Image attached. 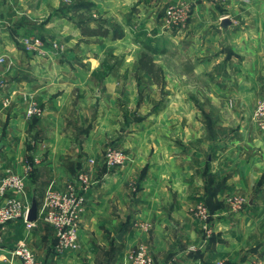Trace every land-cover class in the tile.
<instances>
[{
    "label": "crops",
    "instance_id": "crops-1",
    "mask_svg": "<svg viewBox=\"0 0 264 264\" xmlns=\"http://www.w3.org/2000/svg\"><path fill=\"white\" fill-rule=\"evenodd\" d=\"M57 1L50 0V6H57ZM89 1L103 11L115 10L117 21L125 10L135 11L137 17L133 12L131 18H143L147 26L154 24L153 13L142 17L137 12L158 7L154 6L158 0ZM193 8L188 28L177 34L163 31L164 41L174 48L176 40L181 43V79L192 77L213 95L211 105L232 106V112L214 116L211 135L205 138L204 119L193 101L187 96L170 97L166 109L174 106V112L164 114L162 120L168 129L161 135L149 127L132 133L136 137L133 144L139 148L133 164L116 168L114 173L105 169L98 184L88 191L85 212L80 216L77 253H54L53 231L48 225L49 229L44 227L38 204L32 228L27 229L21 219L0 228V264H21L9 256L17 241L25 242L41 264H126L139 242L148 245L159 264H264V226L250 225L253 219L264 217V132L256 128L252 117L256 94L264 93V0H202ZM223 17L231 22L224 33L216 27ZM156 20L159 25L160 18ZM44 68L30 66L25 73L27 81L9 82L4 90L12 103L0 110L1 157L5 163L0 167L19 176L29 165L9 163H19L28 107L23 97L32 94L44 107L43 122L51 123L58 120L63 102L64 96L49 97L57 87L42 79ZM52 70L50 66L49 75ZM164 76L170 87H175L172 72L166 71ZM49 127L38 144L47 150V165L33 166L53 176L52 171L59 169L50 164L57 152L54 140L58 134L53 124ZM204 158L207 165H203ZM204 167L209 180L200 177ZM138 173L142 177L140 189L131 197L126 182ZM208 190L210 200L221 204L214 211L209 242L201 238L191 214L193 205L208 197ZM230 196L243 197L245 205L231 211L227 203ZM21 197L26 211L30 203L25 191ZM245 249L257 252L245 254ZM201 253L204 257L198 258Z\"/></svg>",
    "mask_w": 264,
    "mask_h": 264
},
{
    "label": "rangeland",
    "instance_id": "rangeland-1",
    "mask_svg": "<svg viewBox=\"0 0 264 264\" xmlns=\"http://www.w3.org/2000/svg\"><path fill=\"white\" fill-rule=\"evenodd\" d=\"M61 1L71 2V0H58L57 6L51 7L50 0H0V94L9 82L27 81L25 73L30 66L45 67V75L42 79L49 84L56 83L57 88L49 97L57 95L64 97L60 104V112H57L58 120L53 123L43 122L44 107L34 99L32 94L23 97L22 100L26 99L28 107L31 103H35L38 110L27 114L26 109V128L18 153L19 163H9V165H29L20 176L25 183L23 191L26 192L28 204L32 193H35L42 211L48 191H62L71 182L75 183L79 189L76 177L81 171H85L88 186L84 192H79L83 197L81 216L85 212L88 191L94 184H98L105 169L109 170V173H114L116 168L133 164L132 160L139 149H136V145L133 144L136 138L135 132L141 129L146 131L150 128L151 132L161 135L163 129H168V123L162 120L164 114L174 112V106H170V112L166 109L170 97L187 96L193 101L195 108L199 110L204 119L205 138L211 135L210 126L213 117L232 112L230 110L233 108L232 106L215 107L211 105L209 98L213 95L209 90L202 87L192 77L182 80L179 74L181 43L176 40L174 48L164 41L163 31L177 34L188 28L193 7L202 0L193 1L181 25L167 23L164 13L168 5L183 0L172 2L158 0L154 4L158 7L152 10L143 8L137 12L142 17L153 13L155 21L149 26L141 20L143 18L133 20L132 13L134 12L135 17L137 16L132 10H125L123 18H119L118 22L115 18V10L103 11L90 1L92 3L89 12L91 25H109L116 22L122 27L124 36L115 40L110 37L79 35L73 25L75 20L68 19L63 10L58 9ZM203 1L220 3L223 0ZM156 18L161 20L159 25ZM243 28L248 29L245 26ZM181 48L184 50V47ZM141 51L152 54L156 63L160 65L164 78L161 87H156L150 77L137 68L136 59ZM50 66L53 67L51 76L48 74ZM10 69H13V72L10 73ZM166 71L172 72V81L176 82L175 87L171 88L168 84L164 76ZM262 94L264 93L258 92L255 100ZM5 95L9 102L6 106L0 103V110L9 107L12 103L10 96ZM178 108L176 107V110ZM50 124L56 127L58 134L54 140L57 144V152L51 156L52 163L50 164L58 165L59 169L52 171L53 176H50V171L33 166L47 165L49 159L47 150L43 146L39 148L38 144L46 136ZM3 132H5L4 129ZM1 144L0 141V165H4L1 157ZM111 149L119 150L124 154V162L120 164V167L108 168L106 166L108 165L106 155ZM203 161V165H207L205 158ZM142 165H147V163ZM10 171L13 172V170ZM200 177L202 180L210 179L206 167L203 168ZM141 178V174L138 173L134 178L127 180L126 187L129 196L133 197L140 189ZM198 204L204 206L209 215L213 216L215 212H211L210 203L205 202L203 197L191 209V214L197 223L198 233L201 238L209 242L216 217L214 215L212 221L211 218L207 221L199 219ZM17 219L22 220V218ZM12 221L14 220L7 223ZM253 223L255 226H264V217L253 219L250 225ZM79 225L80 233L81 223ZM204 225L210 227L209 235L204 232ZM44 227L49 229L47 224ZM19 242L21 241H17L14 247ZM140 244L146 247L153 263L159 264L145 242H139L135 249L130 251L126 264H130L131 257ZM13 248L10 249L9 256L19 261L11 254ZM77 250L72 252L77 253ZM249 251L257 252L253 249ZM249 251L245 249L244 253ZM197 256L198 258L204 257L202 253Z\"/></svg>",
    "mask_w": 264,
    "mask_h": 264
},
{
    "label": "built area",
    "instance_id": "built-area-1",
    "mask_svg": "<svg viewBox=\"0 0 264 264\" xmlns=\"http://www.w3.org/2000/svg\"><path fill=\"white\" fill-rule=\"evenodd\" d=\"M193 1L183 0L168 5L164 13L167 23L181 25ZM0 95H2L0 103L4 106L8 105V97L4 91ZM37 110L35 103H31L27 108V114L35 113ZM252 117L256 128L264 132V94L256 100ZM124 157L121 151L111 149L106 155V163L108 164L106 166L108 168L120 167V164L124 162ZM76 181L79 184V189L75 183L71 182L66 185L64 190L48 191L45 196L41 218L52 229L55 238L53 248L59 254L76 251L79 248L80 212L83 204V197L79 192H84L88 186L87 173L81 171L77 175ZM24 186L25 183L19 175L9 169H1L0 167V197L3 198V202L0 204V226L5 225L10 220L22 218L25 227L27 229L32 228L34 222H28L25 219L26 211L21 197ZM227 203L231 211H238L245 205V199L240 196H230L227 198ZM197 208L199 219L207 221L208 218H211L212 221L214 215H209L204 206L198 204ZM203 230L207 235L210 234V227H207V225L203 226ZM11 254L21 264H41L32 249L23 241L15 245ZM130 264L154 263L148 255L146 247L140 244L133 253Z\"/></svg>",
    "mask_w": 264,
    "mask_h": 264
},
{
    "label": "trees",
    "instance_id": "trees-1",
    "mask_svg": "<svg viewBox=\"0 0 264 264\" xmlns=\"http://www.w3.org/2000/svg\"><path fill=\"white\" fill-rule=\"evenodd\" d=\"M91 6L92 3L88 0H71L70 3H64L63 1H61L58 9L63 10V12L68 16L67 17L68 19L73 18L75 20L73 21V25L78 30L79 35L83 37L100 36V37H110L111 39L115 40V39H120L124 36V31L122 27L116 22H112L109 25H104V24L91 25L89 18V12L91 10ZM136 64H137V68L140 71H142L145 75L150 77L152 83L156 87L162 86L164 82L163 73L160 65L156 63L152 54L148 53L147 51L139 52L136 59ZM210 192L211 191H209L208 197L205 199V202L210 203L212 207L211 212H214L215 209L221 206V204L210 200V196H211ZM53 240L55 241V239Z\"/></svg>",
    "mask_w": 264,
    "mask_h": 264
},
{
    "label": "water",
    "instance_id": "water-1",
    "mask_svg": "<svg viewBox=\"0 0 264 264\" xmlns=\"http://www.w3.org/2000/svg\"><path fill=\"white\" fill-rule=\"evenodd\" d=\"M231 24L230 20L228 17H223L220 19V21L218 22V24L216 25L217 28H219L221 30L222 33L225 32V30L228 28V26ZM96 94H98L96 92ZM37 209H38V203L36 200V196L35 193L33 192L31 195V199H30V204L26 210V214H25V219L28 222H32L34 220H36L37 218ZM122 237V231H120L117 235V239L121 240Z\"/></svg>",
    "mask_w": 264,
    "mask_h": 264
}]
</instances>
